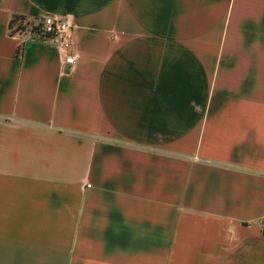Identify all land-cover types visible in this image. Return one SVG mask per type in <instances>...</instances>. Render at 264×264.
Returning a JSON list of instances; mask_svg holds the SVG:
<instances>
[{
	"label": "crops",
	"instance_id": "1",
	"mask_svg": "<svg viewBox=\"0 0 264 264\" xmlns=\"http://www.w3.org/2000/svg\"><path fill=\"white\" fill-rule=\"evenodd\" d=\"M68 18L55 41L18 16ZM264 0H0V264H264Z\"/></svg>",
	"mask_w": 264,
	"mask_h": 264
},
{
	"label": "built area",
	"instance_id": "2",
	"mask_svg": "<svg viewBox=\"0 0 264 264\" xmlns=\"http://www.w3.org/2000/svg\"><path fill=\"white\" fill-rule=\"evenodd\" d=\"M37 25L38 28L35 29L32 38L57 42L64 53L65 62L71 65L75 64V54L68 53L73 45L71 21L68 18L47 15L39 19ZM18 34L15 33V35Z\"/></svg>",
	"mask_w": 264,
	"mask_h": 264
},
{
	"label": "trees",
	"instance_id": "3",
	"mask_svg": "<svg viewBox=\"0 0 264 264\" xmlns=\"http://www.w3.org/2000/svg\"><path fill=\"white\" fill-rule=\"evenodd\" d=\"M38 20L39 19H30L26 16H18L11 20L10 23V32L12 35H15V33L19 34H29V36H33V33L35 29L38 28ZM264 231V227H263Z\"/></svg>",
	"mask_w": 264,
	"mask_h": 264
}]
</instances>
